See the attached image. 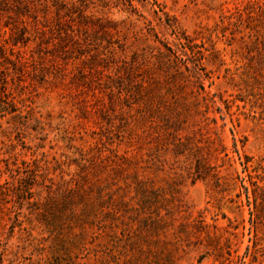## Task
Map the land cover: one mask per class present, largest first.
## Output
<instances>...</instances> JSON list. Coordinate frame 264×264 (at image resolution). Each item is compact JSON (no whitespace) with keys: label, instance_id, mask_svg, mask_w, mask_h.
Wrapping results in <instances>:
<instances>
[{"label":"rangeland","instance_id":"374dc122","mask_svg":"<svg viewBox=\"0 0 264 264\" xmlns=\"http://www.w3.org/2000/svg\"><path fill=\"white\" fill-rule=\"evenodd\" d=\"M0 264H264V0H0Z\"/></svg>","mask_w":264,"mask_h":264}]
</instances>
